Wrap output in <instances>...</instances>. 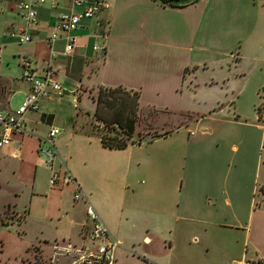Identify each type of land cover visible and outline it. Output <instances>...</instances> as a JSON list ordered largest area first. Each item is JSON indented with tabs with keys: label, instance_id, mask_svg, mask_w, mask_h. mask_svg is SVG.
Returning <instances> with one entry per match:
<instances>
[{
	"label": "crops",
	"instance_id": "crops-1",
	"mask_svg": "<svg viewBox=\"0 0 264 264\" xmlns=\"http://www.w3.org/2000/svg\"><path fill=\"white\" fill-rule=\"evenodd\" d=\"M16 1L0 0V36L10 29H22L30 34L31 41L27 43H18L7 32L4 37L18 43L11 49L21 72L28 68L39 78L48 74L61 84L62 95L53 93L40 102L38 111L27 112L24 127L29 133H15L11 142L0 148V193L4 202L0 205V213L3 208L25 213L20 225L24 233H15L11 243L2 242L0 251L9 247L14 254L13 261L19 256L18 261H21L27 254V247L38 243L41 259H49L51 254L50 264H57L60 259L54 253L56 244L52 243L61 240L76 246L86 243L89 225L86 206L83 201L74 202V187H51L47 180L48 189L44 191L36 184L39 138L47 134L51 125H61V119L73 122L74 127L77 123L85 124L88 117L94 119L99 89L121 87L130 96L137 95L139 109L152 107L195 116L184 120V126L193 124L195 128L178 146L176 154L177 162L178 157L183 158L178 190L180 200L171 212L177 214L175 219L171 218L174 224L170 222L162 231L151 235L145 233L142 240L149 247L137 257L139 264H264V203L256 206L252 200L246 205L240 201L244 188L239 185V172L243 173L246 168L239 167V157H236L232 184L225 183L229 172L224 173L225 164L231 160L226 149V143L232 138L230 127L212 130L206 125L204 112L191 113L192 106L182 102L183 92L186 97L190 95L192 78L200 70L211 68L213 71L215 67L222 70L225 65L229 70L233 62L238 69L236 73L242 76L250 72L246 64H264V58L260 56V52L264 53L261 51L264 44V0H197L183 6H170L158 0H108L109 9L93 18L83 19L72 31L75 48L68 55L64 54L65 33H60L53 42L48 38L57 16L70 10L71 0H57L53 7L51 0L36 5L34 23H28L18 13ZM7 48L4 44L2 50ZM209 81L214 84L218 80L210 75ZM28 91L29 83L23 79L22 73L21 77L0 75V112L14 114ZM65 100L79 112L65 110L62 114ZM82 102L86 106L79 109L77 103ZM229 103L228 100L225 106ZM212 105L209 114L217 112L214 107H220L218 100ZM256 114L258 118L260 113ZM226 122L246 127L240 138H246L250 130L247 128L263 133L261 125L255 123L237 118ZM62 123L65 133L67 131L69 137H73L69 124L66 126L65 120ZM175 129L167 136L155 138L167 139ZM155 138L146 141L150 143ZM98 139L103 150L129 152L131 162L128 166L136 165L134 172L144 171L142 165L148 157L135 155L132 158L133 149L140 148L142 141L123 149H110L102 145L100 137ZM58 166L59 159L56 158L53 169ZM48 171L49 178L50 167ZM72 174L77 181L80 180L77 171ZM151 189L153 187L145 184L139 192L146 194ZM229 192L234 199L225 198L221 203L225 207L210 203V198L216 197L217 193ZM125 206L121 208L119 219L109 210L101 217L109 231L123 244L116 251V262L120 251H126L123 243L125 227L130 224L133 213L136 215L144 210L128 202ZM145 213L155 224V217L150 212ZM41 220H49V227L44 223L38 225L34 241L27 239L26 231ZM47 240L49 244L45 242ZM65 259L70 261L67 264H72L73 258L65 256ZM120 264L128 262L124 259Z\"/></svg>",
	"mask_w": 264,
	"mask_h": 264
},
{
	"label": "rangeland",
	"instance_id": "rangeland-1",
	"mask_svg": "<svg viewBox=\"0 0 264 264\" xmlns=\"http://www.w3.org/2000/svg\"><path fill=\"white\" fill-rule=\"evenodd\" d=\"M6 32L4 31L3 35L1 34L0 36V75L9 74L12 77H21L22 69L17 59L13 57V50L11 49L13 45H18V43L12 39L5 38ZM4 44L8 48L3 51ZM261 51H264V44ZM260 53V56L264 58V53ZM253 65V63L246 64L250 68V72L242 74V76L236 73L238 69L235 68L233 62L230 63L229 70L227 65L222 70L218 67H215L213 71L211 68L206 71L200 70L196 77L192 78L193 83L189 87L191 90L190 95L186 97V92H183L182 102L192 106L191 113L204 112L207 119L205 121L206 125L212 130L215 131L220 127L225 129L230 127L229 135L232 138L226 143V149L231 160L225 164L224 173L229 170L225 183L232 184L231 179L236 167V157H239L240 166H237L241 167L243 165L246 168H243L245 170L243 173L239 172L241 174L239 185L244 188L240 193V201L246 205L252 200L257 206L261 202L264 203V115L259 118L261 116L260 113L259 119L256 116L257 108L264 105V64ZM210 75H214L218 81L210 84ZM222 78H225L224 81H222ZM217 100L219 106L225 104L228 100L231 103L216 113L209 114L208 110H211L212 104ZM63 105L62 114H64L65 110L67 112H79L66 100ZM77 105L79 109H84L86 106L83 102L77 103ZM214 108L216 109L217 107ZM194 117L190 113L176 110L171 111L152 107L139 109L135 133L143 136L144 139L142 145L139 146L140 148L133 149L132 158L135 155H140L143 158L148 157V160L144 161L142 165L144 166L143 172H134L136 165L128 166V162H131V154L129 152L120 151L118 153L103 150L100 147L98 136L99 133L104 131V127L98 121L88 117L85 124L77 123L74 127L73 122L66 121V119L60 120L61 125L58 124L60 133L55 139L57 150L64 163L66 164L67 162L68 166H66L70 168L71 172L75 173L77 171L79 173L80 180L78 182H80L90 202L96 206L98 213H101L100 216H105L109 210L112 215L119 219L122 212L121 208L126 207L125 202L132 203L134 207L144 209L136 215L133 213V217L130 218V224L124 229L125 238L123 243L126 251L122 250L120 251V256L117 255L118 264L121 261L123 262L124 259L127 260L128 264H139L137 257H140L142 252L149 247L142 240L145 233L148 232L151 235L162 231L165 228L164 226L169 225L170 222L174 224L177 214L171 212L180 200V196L178 198V190L181 185L180 174L182 169L180 163L183 158L178 157L177 162L176 154L179 152L178 146L186 141L190 136L188 135L191 132L190 130L195 128L193 124L184 126L183 122L185 119ZM234 118L243 122L261 125V132L263 133L260 134L254 128H247V130H250L246 138H240L241 135L245 134L246 127L226 122ZM64 120L66 126L69 124L70 130L73 132V137L71 138L69 137L70 133L67 131L65 133L64 131L65 126L62 123ZM176 126H178V129H175L169 138H155L156 140H152L150 143L146 141L149 139V137H146L147 134L159 133ZM115 131L119 132V130ZM119 137L125 136L120 134ZM130 141L139 143L140 139L136 137L128 140V142ZM45 146L42 141L39 148ZM235 147L237 148L236 150L234 149ZM233 158L235 159L233 160ZM48 170L49 167L42 156L39 155L35 170V181L39 189H44V191L48 189ZM145 184L150 186V188L153 187V189L146 194H141L139 191ZM132 190H135V192L133 193ZM1 197L0 193V205L4 203ZM225 198L231 200L233 194L230 192L225 194L217 193L216 197L210 198V203L217 206L220 204V206L225 207L222 205ZM74 202L81 203L82 201ZM214 205L210 207L213 208ZM38 209L37 207L36 210ZM228 210H231V207ZM145 212H150L155 217V224L149 221V216ZM158 212L160 214H157ZM24 214V211L19 213L10 211L9 208L2 209L0 213V245L5 241L11 243L10 239L12 236L13 238L16 237L15 233L19 235L24 233V231L22 233L20 228L24 221ZM132 221H134V224ZM42 223L49 227V220L36 221L26 231V238L34 241L37 226ZM9 225L12 227H4ZM45 242L49 244L48 240ZM67 242L69 241L61 240L52 244L59 246L65 245ZM26 253L21 258V261H18L20 256L13 261L14 254L9 247L4 248V250L0 251V264L51 263V254H49V259H41L38 243L27 247ZM124 255H127V258H124ZM57 257L60 259L56 262L57 264L70 262L65 259L64 255H58Z\"/></svg>",
	"mask_w": 264,
	"mask_h": 264
},
{
	"label": "built area",
	"instance_id": "built-area-1",
	"mask_svg": "<svg viewBox=\"0 0 264 264\" xmlns=\"http://www.w3.org/2000/svg\"><path fill=\"white\" fill-rule=\"evenodd\" d=\"M47 0H17L15 8L28 23H34L37 19L36 5L43 4ZM57 0H51V6L56 5ZM108 0H71V8L67 12L60 13L55 23L51 27L49 42L55 41L60 33H65L64 54L68 55L75 48V37L71 34L77 29L83 19L93 18L98 13L109 9ZM7 35L13 37L18 43L31 41V35L22 29H10ZM98 49V46H94ZM22 77L29 83V91L23 102L14 114L0 112V148L8 145L15 133H29L24 127V115L27 112H36L40 108V102L56 94L62 95V86L52 80L48 74L39 78L35 73L25 68ZM264 105L257 113L263 117ZM60 128L51 125L47 134L40 137V142L45 143V147L38 148V154L42 156L44 162L51 168L48 184L51 187L73 186V200L83 201L86 206V218L89 223L86 243L76 246L72 243L54 247V253L73 258L72 264H116V251L123 245L108 229L96 208L88 199L87 195L79 185L78 181L60 158L55 146V138L59 135ZM59 159V166L53 169L54 160Z\"/></svg>",
	"mask_w": 264,
	"mask_h": 264
},
{
	"label": "trees",
	"instance_id": "trees-1",
	"mask_svg": "<svg viewBox=\"0 0 264 264\" xmlns=\"http://www.w3.org/2000/svg\"><path fill=\"white\" fill-rule=\"evenodd\" d=\"M163 4L170 6H183L193 3L197 0H158ZM131 97V98H130ZM97 108L94 112V119L101 122L104 131L99 133L101 143L104 147L110 149H123L134 142L133 138H139L140 142L144 137L136 132V125L139 117V108L137 104V95L130 96L127 91L121 87L100 88L96 97ZM259 106L257 109L259 110ZM175 127L159 133L147 134V140L155 137H163L170 134ZM115 130H119L116 132ZM113 134V135H112ZM122 134L125 137H119Z\"/></svg>",
	"mask_w": 264,
	"mask_h": 264
},
{
	"label": "water",
	"instance_id": "water-1",
	"mask_svg": "<svg viewBox=\"0 0 264 264\" xmlns=\"http://www.w3.org/2000/svg\"><path fill=\"white\" fill-rule=\"evenodd\" d=\"M225 104L221 105L219 108L215 109L216 111L220 110Z\"/></svg>",
	"mask_w": 264,
	"mask_h": 264
}]
</instances>
